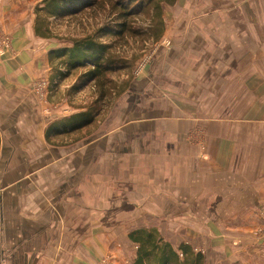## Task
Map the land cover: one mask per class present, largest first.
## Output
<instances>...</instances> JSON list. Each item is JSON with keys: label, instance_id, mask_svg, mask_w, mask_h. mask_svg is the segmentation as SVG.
Instances as JSON below:
<instances>
[{"label": "crops", "instance_id": "obj_1", "mask_svg": "<svg viewBox=\"0 0 264 264\" xmlns=\"http://www.w3.org/2000/svg\"><path fill=\"white\" fill-rule=\"evenodd\" d=\"M37 4L0 0L11 44L0 55V264H132L130 234L163 230L159 216L209 260L264 264L252 236L264 210V0H178L167 10L173 57L190 64L219 49L226 62L212 61L230 78L214 98L247 104L243 114L174 91L158 101L153 90L148 126L95 121L49 137L84 109L50 90L54 45L36 33Z\"/></svg>", "mask_w": 264, "mask_h": 264}, {"label": "rangeland", "instance_id": "obj_2", "mask_svg": "<svg viewBox=\"0 0 264 264\" xmlns=\"http://www.w3.org/2000/svg\"><path fill=\"white\" fill-rule=\"evenodd\" d=\"M173 6L174 5L167 4L163 6V19L165 25L164 33L160 40L154 42L153 39H149L145 36L140 38L128 37L127 42L116 43V52L128 58L129 61H133V66L129 70L120 71L111 75L116 85L125 84L126 87L119 96H113L110 101L100 103L99 108H101L102 113L97 118L96 122L100 121L103 126L112 127L118 124L125 125L133 119H140L141 124L148 126L150 122L151 106L153 107V104L156 102V100H154V103H151L153 90L154 96L159 97L158 101H160L161 98H165V93L167 92H179V94L174 93V96L177 97L176 99L182 98L181 96L185 98H195L196 104L205 102V106L209 111L218 110L219 108H221L222 111L235 108V110L242 111V114L246 111L245 108L247 104L222 102L223 100L226 101V97H229L227 94H223L222 99H224L221 102H216L219 95L214 98L216 90L222 92V90L228 89V87H217L215 85L220 84L222 80L230 78L228 68L223 67V69L220 70V67L226 64H214L212 61L213 58H216V60L223 58L221 61L226 62V56L221 55L219 49L211 47L207 50L208 54L203 56V60H195V63L190 64H188L189 58L180 53L175 54V57H173V50L171 49L173 45L172 43H168L167 41L169 40L165 38V30L167 29L166 21L171 19L166 18L167 10L169 7ZM107 15L106 9H90L76 17L51 19L50 24L55 35V39H52L51 42H53L54 48L70 46L73 39L92 33L107 22V18H109ZM148 18V15L135 17L136 25L141 26L143 29L147 28L149 24ZM172 19L174 20V18ZM175 27L177 26L175 25ZM217 35H220L219 37L222 40L226 39V36H229L226 32ZM104 40L109 41L114 39L105 38ZM216 41L217 40H212L211 44H214ZM219 45L224 46L225 43L220 42V44L218 43V47ZM169 60L171 63L168 62ZM167 63H169V65H167ZM194 64L197 68L189 70L188 67H192ZM76 78L77 75L74 73L72 76L62 81L54 92L61 97L64 95L73 108L86 109L96 97V88L94 85L89 84L78 92L69 91L76 82ZM227 82H229V80H227ZM183 92L185 95H183ZM96 122L94 125H99V123L96 124ZM184 136L186 139L190 140L196 138V136L191 134H185ZM261 213L262 214L257 217L258 220H260L261 226H256L257 229L252 231V236L254 235V237L261 239L259 242L261 244L263 243L261 248L264 251V210ZM159 217L161 219L158 224L163 230H156L164 240L170 242L177 248L181 244H179L181 241V231L172 230L167 232L165 230L164 216ZM234 245L237 247L239 243ZM135 247H137L135 248L134 254L136 257L138 246L135 245ZM195 251L199 252L197 250ZM262 256H264V253H262ZM106 258H104L100 264H103ZM205 258L206 264H220L218 260L212 261V259H207L206 255ZM112 264H114V262Z\"/></svg>", "mask_w": 264, "mask_h": 264}, {"label": "trees", "instance_id": "obj_3", "mask_svg": "<svg viewBox=\"0 0 264 264\" xmlns=\"http://www.w3.org/2000/svg\"><path fill=\"white\" fill-rule=\"evenodd\" d=\"M178 0H38L35 7L36 33L46 39H55L51 19L76 17L90 9H106L107 22L92 33L72 40L70 46L54 48L49 52L51 66L50 90L76 73V82L69 91L78 92L89 84L95 86L96 97L92 103L69 118L52 124L47 132L60 135L76 132L92 125L102 113L100 103L119 96L126 85H116L111 75L129 70V61L116 52L117 42H127L128 37H148L154 42L164 33L163 6L174 5ZM148 15V27L136 25L135 17ZM105 38L114 40L106 41ZM138 246L132 264H206L205 255L196 252L189 244L177 248L164 240L156 229H141L130 234Z\"/></svg>", "mask_w": 264, "mask_h": 264}, {"label": "built area", "instance_id": "obj_4", "mask_svg": "<svg viewBox=\"0 0 264 264\" xmlns=\"http://www.w3.org/2000/svg\"><path fill=\"white\" fill-rule=\"evenodd\" d=\"M11 47L9 37L0 31V55H4ZM112 258L108 257L103 264H112Z\"/></svg>", "mask_w": 264, "mask_h": 264}]
</instances>
